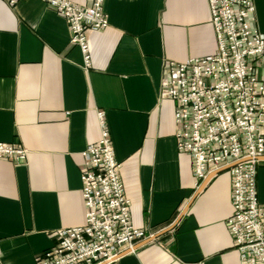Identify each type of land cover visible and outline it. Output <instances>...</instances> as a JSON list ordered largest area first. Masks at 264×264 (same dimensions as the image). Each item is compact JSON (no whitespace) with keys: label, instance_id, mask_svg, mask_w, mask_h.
I'll return each instance as SVG.
<instances>
[{"label":"crops","instance_id":"obj_1","mask_svg":"<svg viewBox=\"0 0 264 264\" xmlns=\"http://www.w3.org/2000/svg\"><path fill=\"white\" fill-rule=\"evenodd\" d=\"M253 2L264 32V0ZM104 11L107 28L87 33L86 68L53 7L0 0V142L27 149L22 161L0 159V264H34L56 229L84 225L82 152L101 136L98 110L136 227L171 225L198 189L192 157L177 149L174 101L159 94L164 60L216 51L208 0H105ZM256 184L264 201V159ZM205 185L173 229L110 264H239L229 171Z\"/></svg>","mask_w":264,"mask_h":264},{"label":"built area","instance_id":"obj_2","mask_svg":"<svg viewBox=\"0 0 264 264\" xmlns=\"http://www.w3.org/2000/svg\"><path fill=\"white\" fill-rule=\"evenodd\" d=\"M15 3L18 0H7ZM66 18L70 43L90 67L87 33L108 26L105 0H42ZM217 48L210 56L164 60L160 98L174 101L175 138L193 160L195 186L229 166L232 200L227 229L239 264H264V201L257 197V165L264 155V32L254 26L253 0H208ZM101 136L82 152L85 223L56 229L54 244L34 264H110L154 234L133 224L121 162L116 159L103 110ZM27 149L0 142V159L22 161Z\"/></svg>","mask_w":264,"mask_h":264},{"label":"water","instance_id":"obj_3","mask_svg":"<svg viewBox=\"0 0 264 264\" xmlns=\"http://www.w3.org/2000/svg\"><path fill=\"white\" fill-rule=\"evenodd\" d=\"M261 159H264V155L260 156V160ZM229 166H225V167H222V168H219L217 170H215V172L211 173L210 175H208V177L201 183L200 187L197 189V191L194 193V195L192 196V198L189 200V202L187 203V205L184 207V209H182V211L179 213L177 219L175 221H173V223L161 230H159V232H156L154 233L152 236L148 237V238H145L144 240H142L141 242L137 243L134 245V249H136L137 247L143 245L144 243L148 242V241H151V240H154L156 238H158L161 234H164L166 232H168L169 230L173 229V227L178 223V221L182 218L183 214L186 212L188 206L190 205V203L192 202L191 200L196 196L198 195L201 190L206 186L205 184L208 182L209 179H211L214 175H216V173L218 172H221V171H224V170H227ZM130 250L129 249H126L124 251H122L120 254H119V257L125 253H129ZM104 264V263H102Z\"/></svg>","mask_w":264,"mask_h":264}]
</instances>
